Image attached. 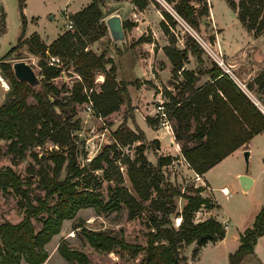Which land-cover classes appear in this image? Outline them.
Returning a JSON list of instances; mask_svg holds the SVG:
<instances>
[{
  "label": "trees",
  "instance_id": "obj_1",
  "mask_svg": "<svg viewBox=\"0 0 264 264\" xmlns=\"http://www.w3.org/2000/svg\"><path fill=\"white\" fill-rule=\"evenodd\" d=\"M107 1L92 0L74 13L71 18L74 29L60 34L50 44L42 41L37 32L26 37L27 18L21 3L22 33L0 62L10 82L8 99L0 104V140H6V150L0 144V192L20 196L18 203L23 219L18 223L7 220L0 223V264H44L49 258L47 244L61 232L63 223L72 219L76 235L99 251L112 252L120 247L135 258L144 252L137 264H188L184 254L186 247L193 243L204 247L225 238L226 226L219 220L211 217L195 221L201 208H214L215 202L202 196L203 188L188 185L183 191L167 179L163 167L173 162V156H160L156 165L148 161L143 143L145 134L141 129L135 130L124 122L113 132L114 142L105 145L87 167L79 163L78 132L82 121L77 107L91 102L95 113L107 118L131 101L127 84L118 81L117 66L107 57L108 52L98 53L90 47L108 33L103 11ZM131 1L140 10L150 4V0ZM165 1L195 29L200 28V18L209 15L207 2L197 7L193 0ZM226 1L238 10L240 21L248 29L256 35L264 32V0ZM165 19L168 21H163L162 27L168 35L172 28L169 22L175 25V21L169 13H165ZM132 26L124 22L125 30ZM143 41H147L144 36L137 43ZM176 42L173 37L164 51L173 65L174 79H178L181 72L182 80H171L176 92L169 94L166 107L170 117L175 119L174 134L184 158L197 174L203 175L239 148H247L255 135L264 132V115L222 67L213 63L209 69L201 68L204 51L192 36L187 37L183 49L178 48ZM25 45L32 54L41 57L43 78L39 88L18 80L12 64L3 62ZM189 53L196 56L201 65L197 71L184 68ZM55 56L71 62L72 72L80 76L67 94H61L53 82L63 71L61 66L48 63L47 59ZM205 73L212 80L199 86ZM100 75L104 80L97 84ZM247 87L264 96V70ZM30 96L35 98V104L29 103ZM137 141L142 142L137 146L138 158L123 155L122 149ZM47 142L52 143V148L39 158L32 149ZM29 151L41 165L37 179L32 178L34 170L22 178L11 165L1 164L4 154L12 155L13 164H17ZM43 159L47 164L42 163ZM119 162L126 166L131 188L123 185ZM114 179L116 184H109L111 194L105 200L100 188L103 181L111 183ZM34 184V188L44 193L36 203L29 196ZM179 199L185 200L181 210ZM86 208H93L98 214L126 209L129 220L147 212V245L130 244L110 230L87 228L76 218L78 212ZM173 215L181 218L178 226L172 220ZM263 235L264 206L253 227L241 234L239 247L229 255V264H240L247 255L254 254L255 245ZM58 251L67 264H92L88 253L72 247L66 239L60 242Z\"/></svg>",
  "mask_w": 264,
  "mask_h": 264
},
{
  "label": "rangeland",
  "instance_id": "obj_2",
  "mask_svg": "<svg viewBox=\"0 0 264 264\" xmlns=\"http://www.w3.org/2000/svg\"><path fill=\"white\" fill-rule=\"evenodd\" d=\"M91 1L92 0H0V62L5 54L17 44L22 33L21 3H23V12L27 18L25 31L26 37H30L33 33L37 32L40 34L42 41L46 43L56 38L58 33L60 35V33L62 34L65 31L73 30L74 28L70 29L69 27V24L73 23L71 20L72 15L86 7ZM127 1H130L131 5L126 3L125 0H108L103 7L105 22L110 15L118 13L123 17L124 22H128V25H134L133 20L136 18V15L134 14L135 9H133L134 3L131 0ZM202 2H207V0H193V4L197 7H199ZM150 4L160 12H164V16L165 13H169L174 18L175 25H172V23L169 22L172 29L165 39L168 41V45L170 44V40H173V37L176 38V46L180 49L185 47L188 36H192L193 39L196 40L204 51L203 68H210L213 63H216L218 66L228 70L226 56H233L235 53H241L242 55L237 54L235 56L239 59L244 56L254 69L258 68L257 65H260L262 61H264V32L256 35L254 31L250 32L242 24L240 25L238 16L235 17L233 10L225 0H210L211 11L213 12L216 21L220 26H223L226 29L223 35L220 32L218 35V32H216L217 29L215 30V27H213V21L208 18L209 15L201 17L200 28L195 29L178 16L173 5L167 3L165 0H150ZM207 4L209 3L207 2ZM132 27L128 29H131ZM144 37L146 40L149 39V36ZM126 42L127 39L118 45L125 47L127 44ZM113 44L115 43L112 41L108 32L100 40L91 44L90 47L98 53H101L105 48L109 49ZM194 57L196 58V56ZM55 58V60H53L52 57L48 58V63L53 66H61L63 71L59 77L53 79V82L61 90V94H67V90L71 88L76 80H80V76L72 72L73 66L67 59L61 58L62 60H60L57 56H55ZM40 59V56L32 54L29 51L28 45H25L22 49H18L10 59L3 60V62L12 64L15 61L26 60L33 65L37 75L42 80L43 75L42 67L40 66ZM51 62H54V64H51ZM198 66L199 68L201 67L199 64ZM229 74L235 78V73L230 71ZM101 76L102 75L98 78H101ZM180 76L181 75L179 74V77ZM179 77L178 80L180 81L181 79H179ZM98 78L96 79V83H102L104 77L102 80ZM251 81L243 82L245 85L240 81L239 82L250 96L253 94L256 97H264L255 89H249L247 87V84L251 83ZM173 82H176V80ZM3 83L7 85L8 89L4 87ZM137 83L139 82L137 81ZM96 89L99 90V87L97 86ZM9 90L10 82L0 68V104L8 99ZM173 91L174 86L171 84L169 86H162L159 92V98L148 103V105L152 107L151 110L147 108L151 111L149 116L146 115V111L142 110V106H138V108L143 111L146 119L150 120V123L155 130L162 127L159 118L155 115V107L161 100L167 105L169 103L168 96L170 93L174 94ZM35 102V98L30 96L29 103L35 104ZM134 109L135 108L132 107L130 101V103L127 102L123 104L119 111L104 118L95 113L91 102L77 107L78 117H80L82 121V129L78 132L80 136L79 163L81 166L87 167L94 157L102 151L105 145L114 142L112 134L124 122L126 124L129 123L131 128L136 129L138 127V121L139 125L145 129V126H143L140 119L142 117L137 116L136 118ZM171 121L174 130L175 119L171 117ZM145 130L147 131V129ZM141 143L142 142L137 141L131 146H125L122 149L123 155H128L131 159L136 160L138 158L137 146ZM143 143L146 158L148 161L156 165L155 156L158 154L157 147L158 144L161 143L160 140L158 138H146ZM0 144H2L4 150H6V140H0ZM162 147L166 153H174L175 146L172 145V138L169 135L164 138ZM50 148H52V143L47 142L41 147H34L32 151L37 152L39 158H41L43 155L47 154L48 150L50 151ZM248 150L252 153L249 158L248 170H246L247 162L245 160L244 150L241 153L226 158L207 176L212 183V187H214L211 191V196L216 204L214 212L217 216L229 220L228 225H230L232 230L240 225V214H242L244 210L264 199V134L255 136L250 141ZM12 158V155L4 154L1 157V164L11 165L22 178L29 176L32 170H34L35 173L32 178L37 179L38 176H40L38 172L41 165L33 158L31 151L27 153L25 159L17 164H13ZM42 163L47 164V160L43 159ZM119 166L121 168L120 171L124 176L123 185L131 188V183L126 173V166L122 162H119ZM175 168L176 166H173L171 169L175 170ZM239 170H243L245 173L252 174L257 178V182L253 189L247 194L243 193L239 188L237 189V181H235L234 173ZM175 183L174 184L179 186L183 191L188 185H194L195 187L203 188V191L201 192L202 196L208 197V194H210L207 185L201 181L198 182L186 178ZM109 184L115 185L116 179L111 183L103 181V186L100 190L105 200H108L111 194ZM223 186H227L228 193L224 194L220 189ZM34 187L35 184L33 185V188ZM43 195L44 193L36 188L29 193L31 200L34 203H36L38 197ZM19 200L20 196L15 195L13 192H0V223L5 220L12 223H18L23 219V213L18 203ZM184 203V199L178 200L179 210L182 209ZM76 218L82 220L85 226L89 229L110 230L120 237H124V239L130 244L139 247H145L147 245V233L149 231L146 225L148 220L147 212L137 219L129 220L127 218L126 209L110 214H98L93 208H86L80 210ZM172 220L176 226L181 222V218L176 215L172 216ZM74 223V219L66 220L63 223L61 232L56 234L49 242L47 245L49 258L44 264H67L66 260L58 251V246L63 239H66L72 247L88 253L92 264H137L143 257L144 252H141L135 258L132 257L128 251L122 250L120 247L112 252L99 251L76 235V232L73 230ZM37 226H40V224L37 223ZM233 245L234 244L231 242L228 249L230 250L233 248ZM196 251H198V255H195ZM226 251L227 250L222 248H213L212 246L203 248L197 245V243H193L185 248L184 254L187 256L188 264H228L229 258Z\"/></svg>",
  "mask_w": 264,
  "mask_h": 264
},
{
  "label": "crops",
  "instance_id": "obj_3",
  "mask_svg": "<svg viewBox=\"0 0 264 264\" xmlns=\"http://www.w3.org/2000/svg\"><path fill=\"white\" fill-rule=\"evenodd\" d=\"M226 1V0H225ZM237 3H239L240 0H235ZM126 3H131L130 1L125 0ZM209 3V16L208 18L213 21V27H215L216 32H219L223 35L224 31L226 30L225 27L220 26L218 22L216 21L213 12L211 11L210 6V0H207ZM227 2V1H226ZM228 3V2H227ZM229 4V3H228ZM131 5V4H130ZM157 6V5H156ZM231 7V6H230ZM134 14L136 15V18L133 20L134 25L131 29H126V39L127 44L126 48L124 46H119L118 44H113L111 47L105 48L109 55H107L109 58H112L117 66V79L119 82H123L127 84L130 97H131V105L134 107V113L135 117L141 116L142 118V124L145 126V129H143L138 121L137 125L138 127L136 129H141L145 134V139H155L158 138L160 140V144H158L157 152L158 154L155 156V163L157 164L158 158L160 156H173L175 159L173 162L169 165H166L163 167V170L165 172V175L169 181L172 183L182 181L184 179H193L197 180V173L191 168V166L188 164L186 159L184 158L182 152H181V144L176 141L174 130H168L166 128H159L154 129L153 126L150 123V120H147L143 111H141L138 106H142V110L147 112V116H149V113L151 112V106L148 105V103H151L152 101L159 98V92L162 88V86H169L172 81L176 82L178 79H174L173 77V65L169 58L166 56L164 52V47L168 45V41H166L167 34L164 32L162 27V22L166 21L164 12H160L158 9H155L152 4H149L145 9L140 10L138 7L134 5ZM231 9L234 12L235 17L238 16V10L231 7ZM78 12V11H77ZM159 14H158V13ZM76 13V12H75ZM118 13H113L112 15H115ZM110 15V16H112ZM109 16V17H110ZM121 16V15H120ZM108 17V18H109ZM122 17V16H121ZM123 19V17H122ZM239 19V17H238ZM240 21V19H239ZM124 23V20H123ZM243 25L246 27L241 21L240 25ZM172 29V28H171ZM246 29L249 30L247 27ZM109 32V31H108ZM61 34V33H60ZM59 36V33H58ZM57 36V37H58ZM110 36V33H109ZM142 36H149V39L147 41H143L141 43H137L138 39ZM56 37V38H57ZM111 37V36H110ZM56 38L53 40L46 42L47 44H50L53 42ZM135 40V41H134ZM134 43V45H133ZM185 47H182L183 49ZM121 49V50H120ZM103 50V51H104ZM120 50V51H119ZM102 53V52H101ZM239 53L233 54V56H226V63H227V69L223 68L225 72L229 74V72L235 73V78L232 76V78L243 88L242 84L243 82L251 81L253 80L259 73H261L264 70V61L260 65H257L258 68L254 69L249 61L245 59V57H241V59L237 58L235 55ZM239 55H242L241 53ZM244 55V54H243ZM189 62V63H188ZM198 61L196 58L189 54L188 60L184 65V68L187 70H198ZM210 67V66H209ZM202 69H206L205 67H201ZM211 68V67H210ZM209 69V68H207ZM238 72V76H237ZM181 75V72H180ZM101 79V78H100ZM179 79L182 80V75L179 77ZM211 77L209 74L205 73L201 76V79L199 81V86L204 85L207 82L211 81ZM242 84H240V82ZM137 81L139 83H137ZM252 82V81H251ZM137 83V84H135ZM135 84V85H134ZM245 85V84H244ZM174 86V85H173ZM244 89V88H243ZM175 87L173 93L175 94ZM248 94V93H247ZM249 95V94H248ZM250 96V95H249ZM144 105V107H143ZM149 108L150 110H148ZM137 120V119H136ZM128 126H131L129 123H127ZM135 129V128H133ZM135 129V130H136ZM167 130V131H166ZM264 132L257 134L263 135ZM170 136L172 138V145L175 146L174 153H166L164 151V148L162 147L163 140L166 136ZM254 136V137H255ZM248 147H241L238 150H236L231 155L241 153L242 151L246 150ZM229 155V156H231ZM252 155V153H251ZM228 156V157H229ZM226 157V158H228ZM225 158V159H226ZM224 159V160H225ZM224 160L219 162L217 165L212 167L209 171H207L205 174L200 175L201 182L205 183L207 185L208 191L210 194H208V197H211L213 200V197L211 196V191L214 187H212L211 181L208 179V174L216 169L218 165H220ZM173 166H176L175 170L171 169ZM170 171V172H169ZM169 172V174H168ZM245 172L243 170H239L235 175V181H237V189L239 188L243 193L250 192L254 185L257 182V178L249 174L253 177L254 182L251 188L248 191H244L241 187L239 176L241 174H244ZM200 180H197L198 182ZM176 184V183H175ZM224 188H227V186H223L220 189L223 190ZM207 191V190H206ZM224 193V192H223ZM225 194V193H224ZM214 202V200H213ZM264 206V199L263 201H260L257 204H254L253 206H249L246 210L240 214V225L236 227L234 230L230 228V225H228L229 220L223 219L219 216H217L214 212V208H201L195 216L196 222L204 221L208 218H215L222 222L226 226V235L225 238L222 240H218L216 242H209L206 246H212L213 248H222L226 251V254L229 258V255L237 250V248L240 245V238L241 234L248 228L253 227L254 221L256 219V216L259 214L261 209ZM233 243V248L230 250L229 245L230 243ZM49 244V243H48ZM47 244V245H48ZM203 247V248H204ZM229 264V260H228ZM240 264H264V235L259 237L256 245H255V252L254 254L247 255L243 261Z\"/></svg>",
  "mask_w": 264,
  "mask_h": 264
},
{
  "label": "water",
  "instance_id": "obj_4",
  "mask_svg": "<svg viewBox=\"0 0 264 264\" xmlns=\"http://www.w3.org/2000/svg\"><path fill=\"white\" fill-rule=\"evenodd\" d=\"M106 25L110 33L111 39L115 44H120L126 40V32L124 28L123 19L119 14H115L106 19ZM12 68L16 78L20 81L27 82L32 87L39 88L41 86V79L37 75L33 65L26 60H19L12 63ZM251 152L246 149L244 151L245 160L249 164ZM241 187L244 191H248L253 185L254 179L248 173L239 176Z\"/></svg>",
  "mask_w": 264,
  "mask_h": 264
},
{
  "label": "built area",
  "instance_id": "obj_5",
  "mask_svg": "<svg viewBox=\"0 0 264 264\" xmlns=\"http://www.w3.org/2000/svg\"><path fill=\"white\" fill-rule=\"evenodd\" d=\"M69 27H70V29H73L74 28L73 23H70ZM52 59L55 60L56 58L52 57ZM57 60H59V59H57ZM51 64H54V62H51ZM98 79H100V78H98ZM4 87H6L8 89V87L6 85H4ZM250 97L252 98V100L254 101L256 106L259 108V110L264 115V97H256L253 94H251ZM155 115L159 118L160 125L163 128H166L168 130H173V124H172L171 117H170V111L166 107V105L164 104L163 100H161L160 103L155 107ZM196 179L197 180L201 179L200 174L197 175Z\"/></svg>",
  "mask_w": 264,
  "mask_h": 264
},
{
  "label": "bare ground",
  "instance_id": "obj_6",
  "mask_svg": "<svg viewBox=\"0 0 264 264\" xmlns=\"http://www.w3.org/2000/svg\"><path fill=\"white\" fill-rule=\"evenodd\" d=\"M103 79V77L101 76V80ZM4 84V83H3ZM4 85H6V84H4ZM7 86V85H6ZM223 192H225V193H228V189L227 188H224L223 190H222Z\"/></svg>",
  "mask_w": 264,
  "mask_h": 264
}]
</instances>
